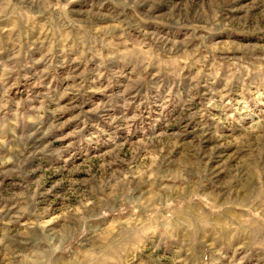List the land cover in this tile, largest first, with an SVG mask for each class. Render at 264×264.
Masks as SVG:
<instances>
[{"label": "rangeland", "instance_id": "374dc122", "mask_svg": "<svg viewBox=\"0 0 264 264\" xmlns=\"http://www.w3.org/2000/svg\"><path fill=\"white\" fill-rule=\"evenodd\" d=\"M0 264H264V0H0Z\"/></svg>", "mask_w": 264, "mask_h": 264}]
</instances>
